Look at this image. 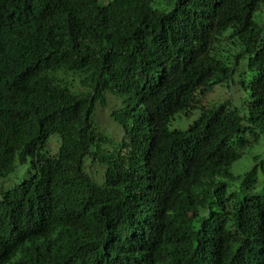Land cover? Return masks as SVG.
I'll use <instances>...</instances> for the list:
<instances>
[{
	"label": "trees",
	"instance_id": "obj_1",
	"mask_svg": "<svg viewBox=\"0 0 264 264\" xmlns=\"http://www.w3.org/2000/svg\"><path fill=\"white\" fill-rule=\"evenodd\" d=\"M263 4L0 0V179L30 165L0 190V264H264ZM234 82L244 112L198 104ZM112 101L118 141L93 121Z\"/></svg>",
	"mask_w": 264,
	"mask_h": 264
},
{
	"label": "rangeland",
	"instance_id": "obj_2",
	"mask_svg": "<svg viewBox=\"0 0 264 264\" xmlns=\"http://www.w3.org/2000/svg\"><path fill=\"white\" fill-rule=\"evenodd\" d=\"M108 0H101V3H105ZM256 21L260 24H264V4L261 7L255 17ZM227 39H223L221 41L222 44L228 43ZM221 44V45H222ZM229 44H226L225 47H229ZM232 53L237 54L239 49L235 47L232 48ZM227 53V52H224ZM234 63V59L232 61ZM246 65H247V58H243L240 60L239 68L237 70V80L244 79L246 74ZM231 101L230 108L237 107L240 111L244 112L247 108V101H248V92L245 91L241 86H237L234 82L233 84L229 83H222L217 84L213 87L212 91L209 92L207 95L200 97L199 105H204L206 107L212 106L214 104L218 105L223 103L224 101ZM115 108V102H110L108 107L101 106L97 104L95 113L93 115V121L96 123L99 130L106 135H108L112 140L118 141L122 135V129L117 125L111 117V110ZM202 112L201 108L196 110H192L188 113V115H184V113H179L175 116L174 119L170 122L171 129H186L190 124H192ZM56 137H52L50 140L49 150L51 153H55L58 150V142L55 139ZM242 161V160H241ZM238 161L233 166V172L236 174L242 173L244 170L248 169L250 164L249 161ZM88 170L91 174L98 180H102L104 178L105 167L101 166L97 162L90 163L88 162ZM30 165H21L18 166L16 171L10 176L8 180L0 179V190L1 189H10L13 188L15 185L20 184L23 178L27 175ZM12 178V179H11Z\"/></svg>",
	"mask_w": 264,
	"mask_h": 264
}]
</instances>
